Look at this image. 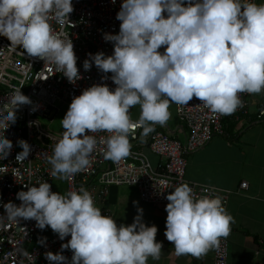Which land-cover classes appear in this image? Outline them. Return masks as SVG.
<instances>
[{
  "label": "clouds",
  "instance_id": "obj_1",
  "mask_svg": "<svg viewBox=\"0 0 264 264\" xmlns=\"http://www.w3.org/2000/svg\"><path fill=\"white\" fill-rule=\"evenodd\" d=\"M74 9L73 0H0V36L11 41L13 51L21 44L28 55L53 64L75 83L83 74L74 42L53 25L67 23ZM116 19L121 21L119 31L103 33L114 51L89 52L83 61L85 70L94 62L104 73L100 79H110L115 87L96 82L73 97L61 119L62 136L48 156L51 176L70 179L88 170L100 141L106 145L105 159L127 157L130 129L142 127L147 136L156 123L166 124L171 103L188 105L195 96L210 112L230 115L244 106L240 93L264 91V0H122ZM3 77L0 72V80ZM21 87L0 103V160L14 147L5 130L17 121L18 109L33 103ZM137 104L141 114L133 121L131 109ZM98 131L110 135L98 141ZM16 143L22 150L15 160L23 163L32 145L25 138ZM25 187L16 193L21 203H3L0 228L21 219H35L41 229L50 226L64 242L59 250L44 253L49 264H148L150 256L160 258L158 225L145 222L139 201H133V221L118 223L85 185L64 193L54 191L49 180ZM166 198L165 235L178 256L201 257L219 247L220 237L227 236L235 222L220 194L197 195L188 181ZM46 241L42 236L38 242ZM69 248L71 257L64 252ZM22 256L36 264L27 249Z\"/></svg>",
  "mask_w": 264,
  "mask_h": 264
},
{
  "label": "built area",
  "instance_id": "obj_2",
  "mask_svg": "<svg viewBox=\"0 0 264 264\" xmlns=\"http://www.w3.org/2000/svg\"><path fill=\"white\" fill-rule=\"evenodd\" d=\"M73 3L75 9L69 14L70 20L65 24L53 21V25L57 30L62 29L67 33L74 42L77 64L83 74V79L75 83L70 82L53 64L28 55L21 44L13 51L8 47L11 41L6 36H0V72L4 73L3 80H0V103L21 86V90L33 101L17 110V121L5 130L6 136L13 140L14 147L7 158L0 160V213L6 211L3 203L9 200L21 203L16 193L21 188L27 190L25 184L44 180H49L53 190L61 193L85 185L92 192L96 204L114 217L115 212L103 205L114 186L136 187L144 203L159 206L169 202L166 198L168 192L188 181L197 195H208L210 191L220 194L228 208L232 192L190 181L186 176L187 156L207 146L216 136L226 135L223 121L227 115L210 112L195 96L188 105L176 104L177 119L188 128L184 141L175 138L171 131L162 130L159 123L155 124V130L147 136L142 135V127H134L129 133L132 149L127 157L120 161L105 159L106 145L100 141L88 170L70 179L50 175L52 165L48 156L52 155L53 147L62 134H53L44 129L42 120L52 121L64 107H69L74 96L93 83H108L115 87L110 79H100L104 73L98 70L94 62L90 70H85L83 61L89 52L104 50L111 54L114 51L113 42L106 41L103 33L119 31L121 21L116 19V13L122 0H115V3L113 0H73ZM240 95L244 106L232 114L247 116L252 123L264 122V115L260 114L264 106L256 111L255 116L251 115L254 93L242 92ZM94 135L99 141L100 137H107L110 133L98 131ZM19 138L27 139L32 145V151L23 163L15 160L16 153L22 150L16 143ZM151 156H155L157 161ZM161 180H167L168 183L162 184ZM241 188L246 190L248 182H242ZM5 224V227L0 228V264H20L22 259L25 264H29L28 257L22 256L25 249L33 254L34 260L37 258L36 264H49L44 253L59 250L64 242L56 234L47 238L45 244L35 243L42 231L51 228L37 227L35 219L6 221ZM64 252L71 257L70 248L64 249ZM229 258L230 244L222 236L219 247L214 249L213 264H229Z\"/></svg>",
  "mask_w": 264,
  "mask_h": 264
},
{
  "label": "crops",
  "instance_id": "obj_3",
  "mask_svg": "<svg viewBox=\"0 0 264 264\" xmlns=\"http://www.w3.org/2000/svg\"><path fill=\"white\" fill-rule=\"evenodd\" d=\"M264 106L254 93L251 115ZM172 113L162 130H169L175 138L184 141L188 128L176 116V103H171ZM141 114L139 104L131 109L132 120ZM152 123V122H149ZM226 135L216 136L204 148L187 156L186 176L198 182L224 191L232 192L227 208L235 217L230 233L225 236L230 244L229 264H264V122H250L247 116L227 115L223 121ZM156 162L157 158L151 156ZM248 182V188H241ZM129 187V188H124ZM132 186L112 187L104 207L115 212L117 222L131 223L137 213V205L144 209L146 223L158 225L157 240L163 241L159 259L149 257L148 264H213L214 249L195 257L191 254L177 255L174 242L165 235L166 205L144 203L139 191Z\"/></svg>",
  "mask_w": 264,
  "mask_h": 264
},
{
  "label": "rangeland",
  "instance_id": "obj_4",
  "mask_svg": "<svg viewBox=\"0 0 264 264\" xmlns=\"http://www.w3.org/2000/svg\"><path fill=\"white\" fill-rule=\"evenodd\" d=\"M256 97L264 102V91L259 92V93H255ZM68 107H64L59 113L58 115H55L53 120H42V124L44 129L50 131L53 134H62L63 132V125H62V118L65 115L66 111H67ZM154 159V158H153ZM122 187V186H121ZM124 188H129V187H124ZM136 190V187H134V189H132V191ZM116 215V214H115Z\"/></svg>",
  "mask_w": 264,
  "mask_h": 264
},
{
  "label": "trees",
  "instance_id": "obj_5",
  "mask_svg": "<svg viewBox=\"0 0 264 264\" xmlns=\"http://www.w3.org/2000/svg\"><path fill=\"white\" fill-rule=\"evenodd\" d=\"M57 233H55L51 228L50 229H46L44 231H42L39 236H38V240L35 242V243H39V239L42 237V236H46L47 238H50L54 235H56Z\"/></svg>",
  "mask_w": 264,
  "mask_h": 264
}]
</instances>
